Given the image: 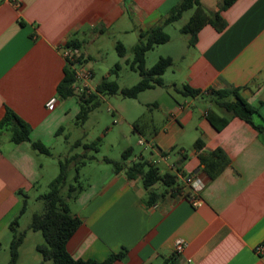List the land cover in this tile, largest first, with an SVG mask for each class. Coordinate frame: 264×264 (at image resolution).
Wrapping results in <instances>:
<instances>
[{
	"label": "crops",
	"instance_id": "1",
	"mask_svg": "<svg viewBox=\"0 0 264 264\" xmlns=\"http://www.w3.org/2000/svg\"><path fill=\"white\" fill-rule=\"evenodd\" d=\"M180 2L0 0V121L7 109L12 110L31 126V139L50 148L66 119L80 111L77 97L63 99L57 94L67 65L62 47L76 42L88 61L91 56L86 46L99 35L112 28L125 35L137 28L148 31ZM201 3L211 4V13L221 4ZM222 16L228 24L225 30L205 25L195 44L181 54L179 81L167 84L163 78L165 86L151 90L172 86L180 93L183 85L202 91L240 88L241 95L264 118V0H237ZM191 98L181 103L168 92L157 99L152 106L163 107V117L159 124L151 117L147 137L134 130L135 121L130 122L139 142L145 140L152 155L151 159L139 155L135 161L143 157L157 164L161 159L172 173L181 168L184 175L179 174V193L159 191L158 183L154 189L164 195L148 206L140 179L129 180L123 172L107 170L80 194L77 210L71 209L82 220L67 245L73 258L104 261L113 253L126 252L125 259L114 264H163L166 260L177 264H264V253L256 252L264 244V139L238 118L216 130L206 117L212 105L202 97ZM198 139L203 140L205 151L220 149L230 161L214 179L201 168L194 149ZM188 141L193 144L191 153L186 150ZM173 148L179 149L182 161L172 164ZM40 156L30 142L14 144L9 132L0 133V239L7 236L21 209L19 191L29 192L43 179ZM191 175L205 182L198 194L200 207H194L188 197L193 192L184 176ZM28 235L29 231L26 239ZM6 238L11 244V237ZM179 240L186 244L181 254L175 251ZM22 248L16 264L22 261ZM1 253L6 259L10 246H0ZM9 263L6 259L3 264ZM31 264L46 263L34 256Z\"/></svg>",
	"mask_w": 264,
	"mask_h": 264
},
{
	"label": "trees",
	"instance_id": "2",
	"mask_svg": "<svg viewBox=\"0 0 264 264\" xmlns=\"http://www.w3.org/2000/svg\"><path fill=\"white\" fill-rule=\"evenodd\" d=\"M236 1L223 0L219 5L218 11L209 14L204 10L201 0H181L160 24L148 31L139 30V41L133 47V61H126L130 64V68L140 76V81L131 88L120 89L117 82L103 80L90 96L77 97L73 90L75 82L74 71L67 64L64 69V78L57 88V94L63 99L78 98L80 111L76 116V124H85L89 114L99 105V100L103 95L120 93L125 98H137L142 92L155 87L165 86L163 76L173 66L174 60L170 57H160L152 68L148 69L146 67L147 54L157 46L166 44L171 40L170 35L165 32V28L179 21L185 12L194 10L187 24L181 29L183 34L191 35L190 44L193 45L197 41L199 31L205 25H212L219 32L226 29L228 24L224 20L222 13ZM128 2L129 0H125V4H128ZM67 45L78 49L76 42H71ZM116 49L120 57L124 58L126 56L127 49L122 43L119 42ZM120 69L121 65L117 64L115 71L118 72ZM179 92L185 97H202L212 105L208 109L206 117L216 130L224 129L231 119L238 118L251 125L264 139V118L260 114L259 109L241 95L240 88L202 91L191 88L189 85H183ZM213 107L219 108L226 115H219ZM150 125L151 117L149 116L136 120L133 123V128L142 137H147L146 131L150 130ZM60 131H64V128H61ZM60 131L57 132V135L61 133ZM1 132H9L11 141L14 144L30 142L32 149L37 153L52 156L50 148L40 141L31 139V126L10 109L6 110L3 119L0 121ZM98 144V142H94L91 145H84V148L98 152ZM80 145L81 142L76 143V146ZM204 146L203 140L198 139L194 144V149L198 152L202 170L211 179H214L222 173L230 164V161L222 150L205 151ZM133 155V148H129L123 152L122 161L117 162L106 158L105 162L112 166L115 173L123 172L129 180L140 179L142 181L143 187L147 191L146 203L148 206L154 205L164 195V193H159L154 189L158 183L165 186L166 190L172 194L179 193V174L184 175L181 168H178L177 174L172 172L162 174L156 163L149 162L143 157L128 163ZM93 159H95L94 156L89 157L86 154H82L59 160L60 171L58 176L49 184V191L40 196V199L44 202L43 212L34 214L29 227L24 231L19 229L20 219L27 212L29 197L24 191H19L18 194L22 202L21 209L9 225L13 233V239L10 244L11 258L9 264L17 263L19 250L26 239L28 231L40 232L44 237L45 244L37 246V251L41 254L43 263L114 264L116 261L125 259L126 252L113 253L104 261L75 259L67 249L69 241L82 225V220L72 213L70 203L76 200L85 190L80 182V170L88 161ZM71 168L75 169V176L72 182L69 183ZM191 196V194H188V197ZM163 264H177V262L176 260H166Z\"/></svg>",
	"mask_w": 264,
	"mask_h": 264
},
{
	"label": "rangeland",
	"instance_id": "3",
	"mask_svg": "<svg viewBox=\"0 0 264 264\" xmlns=\"http://www.w3.org/2000/svg\"><path fill=\"white\" fill-rule=\"evenodd\" d=\"M211 1L223 2V0ZM209 5L206 4L203 8L210 14L212 11ZM193 13L194 10H189L184 13L179 21L167 26L165 32L170 35L171 40L166 44L157 46L153 51L147 54L146 67L148 69L152 68L160 57L171 56L173 58V66L167 71L165 76H163L167 84H170V81L173 79L179 81V69L183 66L181 54L187 52L191 45V35L183 34L181 29L187 24ZM130 24H132V26L135 24L138 25L137 22L134 24L130 22ZM138 41L139 28H137L136 31H130V35L120 34L119 28H112L106 33L99 35V38L94 42H90L86 46V51H88L91 56L88 63L94 73L93 84L97 85V83L103 80H108L117 82L120 89L135 86L140 81V76L130 68V64L126 61H133V47ZM119 42L127 49V54L124 58L119 56L116 49ZM117 64L121 65V69L118 72L115 71ZM168 92L181 103L186 99L192 100L191 97H185L178 93L172 86L156 89V91L147 90L140 93L137 98H125L120 93L116 95H103L99 100V105L89 114L85 124H76L77 115L72 116L70 119H66L63 126L64 131L57 135L55 142L50 147L52 156H40L41 163L43 164V179L35 189L25 192L29 197L28 209L20 219V231H24L29 227L34 214H41L43 212L44 202L40 199V196L49 191V184L58 176L60 171L59 160H65L70 156L82 154L95 157V159L88 161L80 170V182L86 189L107 170L112 169V166L105 162L106 158L120 162L122 161L123 152L129 148H133L134 155L130 158L128 163L134 161L139 155H143L146 159H151L150 147L139 143L140 136L134 133L130 122L132 123L140 118L153 116L156 120L155 122L159 124L163 117L164 108L160 107L156 109L152 104L155 103L157 99H160L164 93ZM199 101L201 104H205L203 99ZM192 109L194 110L195 108L193 107ZM213 109L219 115H226L217 107H213ZM6 134L7 136L9 135L8 133ZM77 142H81V145L76 146ZM94 142L99 143L98 152L86 150L84 148V145H91ZM188 144L186 150L188 153H191L193 144L191 141H188ZM178 151V148H173V150L170 151V162L172 164L182 159L178 157ZM157 165L162 171H168L166 163L161 159ZM174 174H177V171H174ZM74 176L75 169L71 168L69 172V183L72 182ZM158 187L159 191H164L166 189L161 183L158 184ZM77 199L70 203L72 211L78 208ZM7 236L11 237L12 241L13 233L11 230L7 232ZM5 237L0 239V246H10L8 239H5ZM44 244L45 240L40 232L29 231V235L22 245V261H20L19 264H31L34 256L38 257L42 263L43 259L41 254L37 249L33 248V246ZM10 258V253H7L6 259L10 261ZM6 259L5 255L1 253L0 264L5 263ZM46 264L52 263L46 262Z\"/></svg>",
	"mask_w": 264,
	"mask_h": 264
},
{
	"label": "built area",
	"instance_id": "4",
	"mask_svg": "<svg viewBox=\"0 0 264 264\" xmlns=\"http://www.w3.org/2000/svg\"><path fill=\"white\" fill-rule=\"evenodd\" d=\"M62 56L64 57L67 64L71 66L74 71L75 82L73 84V90L77 97L90 96L93 94L98 85L93 84V69L89 65L88 61L83 59L78 49L65 45L62 47ZM55 105V100L51 102L50 107ZM141 145H145V140H140ZM185 182L188 184L193 192L190 197V201L194 207H200L202 205L201 199L198 194L205 187V182L197 175L184 176ZM186 244L184 241L179 240L175 246L177 254H181L184 251ZM257 254L264 253V244L256 248Z\"/></svg>",
	"mask_w": 264,
	"mask_h": 264
}]
</instances>
